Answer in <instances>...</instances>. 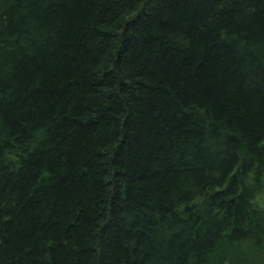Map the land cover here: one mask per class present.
Returning a JSON list of instances; mask_svg holds the SVG:
<instances>
[{"label":"trees","instance_id":"16d2710c","mask_svg":"<svg viewBox=\"0 0 264 264\" xmlns=\"http://www.w3.org/2000/svg\"><path fill=\"white\" fill-rule=\"evenodd\" d=\"M0 264H264V0H0Z\"/></svg>","mask_w":264,"mask_h":264}]
</instances>
